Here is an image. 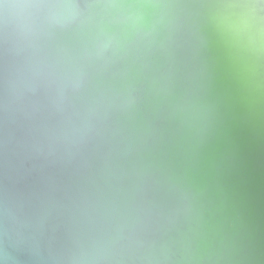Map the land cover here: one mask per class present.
<instances>
[{"label":"water","instance_id":"1","mask_svg":"<svg viewBox=\"0 0 264 264\" xmlns=\"http://www.w3.org/2000/svg\"><path fill=\"white\" fill-rule=\"evenodd\" d=\"M0 264H264V0H0Z\"/></svg>","mask_w":264,"mask_h":264}]
</instances>
